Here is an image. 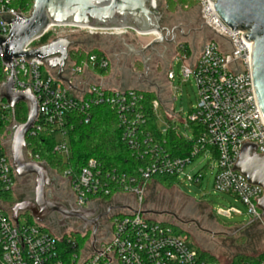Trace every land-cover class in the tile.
Listing matches in <instances>:
<instances>
[{"label":"built area","instance_id":"obj_1","mask_svg":"<svg viewBox=\"0 0 264 264\" xmlns=\"http://www.w3.org/2000/svg\"><path fill=\"white\" fill-rule=\"evenodd\" d=\"M33 1V0H32ZM16 0H0V35L7 36L10 28L3 19L29 16L28 12L16 8ZM204 24L220 38L204 44L200 54L191 61L186 54L174 60L182 62V75L193 79L197 88L196 108L182 121L179 115L170 114L169 121H182L191 127L193 137L182 134L169 125V130L180 138L186 149L174 155L166 139L158 142L147 129L144 93L133 88L110 86L100 72H108L110 61L103 55L88 53L83 62L67 63L64 77H57V69H51L45 60L13 59L12 63L2 61L0 49V87L13 78V92L31 90L38 102V119L26 138L33 139L39 133H48L56 140L54 152L68 163L72 157L69 130L73 125L69 117L80 113L85 124L91 119V110L98 107L111 109L122 131V140L133 154L142 161L138 176L121 177L115 171L105 170L95 159H90L74 180L71 170L63 175L52 173V177L63 178L74 197V209H86L107 203L118 196H131L137 205L121 204V208L110 216L108 234L86 239L88 232H79L86 241L77 252V242L66 235L49 231L46 222L38 223L25 212L13 217L8 199L16 186V172L10 155V141L5 136L15 122V108L6 100H0V120L6 122L5 136L0 135V264H211L188 244L187 239L161 221L151 219L142 208L144 193L156 176L174 177L176 181L184 176L190 183L200 182L201 172L185 174L187 168L198 158L205 157L215 162L214 189L244 205L246 215L264 226V218L258 209L262 198V187L251 184L245 176L235 170L239 156L246 144L256 145V152L264 156V120L261 115L251 74V43L244 38L243 31L233 32L214 10V0H199ZM33 6V5H32ZM156 8V0H152ZM3 17V19L1 18ZM74 26H51L44 35L30 43L25 51L42 47L41 39L52 31L58 38H66V28ZM87 29L91 34H123L126 30ZM59 30V31H57ZM167 80L174 81L175 74L169 69ZM76 86V89L70 87ZM158 102L152 103L157 118ZM166 117V116H165ZM5 133V132H4ZM165 134V135H164ZM10 138V135H8ZM8 141V142H7ZM28 153V145L26 146ZM179 151V150H178ZM31 154V153H30ZM30 161L41 163L38 156ZM110 199V200H111ZM109 201V200H108ZM234 208H222L219 215L227 217ZM66 238L67 246L63 241ZM72 249V253L69 252Z\"/></svg>","mask_w":264,"mask_h":264},{"label":"rangeland","instance_id":"obj_2","mask_svg":"<svg viewBox=\"0 0 264 264\" xmlns=\"http://www.w3.org/2000/svg\"><path fill=\"white\" fill-rule=\"evenodd\" d=\"M156 8L163 14L165 26L169 28L179 26L183 29L184 35L177 33L175 43H162L146 54L148 72L145 71L142 58L129 54L127 46L131 45L136 51L141 50L152 42L156 35L139 34L133 30H126L123 34L111 32L91 34L87 29L80 27L66 28L61 32L66 31L65 37L75 42L69 48L67 63L83 62V57L86 58L88 53L105 56L110 61V68L103 76L105 82L110 86L139 89L148 95H156L158 99L153 102L159 104L158 129L166 131L169 125H172V128L178 129L182 134L193 137L191 127L182 121H186L197 106V88L192 78L185 80L182 75V62L174 59L186 54L187 60L192 61L200 54L205 43L210 40L220 42V38L204 24L199 0H156ZM50 31L45 39L47 44L56 39V35L52 33L54 28ZM169 69L175 74V80L170 82L167 80ZM170 111L179 115L182 121H169L167 116ZM8 133L5 131L3 136ZM8 135L5 139L10 141ZM201 171L204 177L200 182L190 183L182 176L178 181H173V187L158 178H153L144 193L142 208L149 212L148 216L151 219L176 225L180 234L176 232L175 234L187 239L188 244L200 254L205 252L214 257L215 261L211 264H228L237 255L263 254L264 226L250 220L243 204L215 191L214 161L200 157L187 168L185 174L195 175ZM57 178L59 185L69 186L63 178ZM34 181V176L17 178L8 205L33 200ZM68 192V189L62 190L61 196L65 198L64 200L69 198ZM137 201L134 197L123 195L107 201V205H137L135 203ZM230 207L235 211L230 217L218 214L220 209ZM25 213L23 222L25 218L30 219V213ZM58 217L53 214L47 220L46 226L49 231L59 236L66 235V232L71 235L80 234L81 230L72 226L75 219H72V224L68 222L70 220L67 221V224L70 223L69 226L59 227L55 222ZM90 234H87L86 239L90 238Z\"/></svg>","mask_w":264,"mask_h":264},{"label":"water","instance_id":"obj_3","mask_svg":"<svg viewBox=\"0 0 264 264\" xmlns=\"http://www.w3.org/2000/svg\"><path fill=\"white\" fill-rule=\"evenodd\" d=\"M213 7L225 25L233 32L243 31L245 40L251 43L250 68L253 86L264 120V0H214ZM163 19V14L152 6V0H33L29 16L18 15L13 19H3L10 31L7 36L0 35L2 61L8 64L19 58L45 60L51 69H57L58 79L68 82L63 75L69 58V48L75 42L58 38L31 51H25V48L41 38L51 26L133 30L139 34L157 33V37L141 50L136 51L131 45L124 44L129 48V54L142 58L145 71L148 72L146 54L162 43H175L177 33L184 35L181 27L169 28L164 25ZM13 67L12 63V69ZM13 88L14 81L11 77L0 87V100H6L12 108L24 104L27 108V121L15 124L10 129L11 160L18 178L35 177L33 200L14 205L11 209L14 219L17 221L21 212H29L38 223H44L49 216L58 214L59 227H67V221L72 219L83 223L81 232H85L88 225H94L95 239V221L103 215L92 219L95 214L93 210L72 209L47 198L46 189L56 187L57 179L51 176L45 162L30 161L32 156L26 151V135L38 119V102L31 90L15 93ZM72 88L76 89V86ZM235 170L251 184L264 190V156L257 154L256 145L246 144L243 147ZM257 207L264 218V194Z\"/></svg>","mask_w":264,"mask_h":264},{"label":"trees","instance_id":"obj_4","mask_svg":"<svg viewBox=\"0 0 264 264\" xmlns=\"http://www.w3.org/2000/svg\"><path fill=\"white\" fill-rule=\"evenodd\" d=\"M16 8L21 11L28 12L31 10L32 0H16ZM46 36H44L40 45L47 44ZM84 59V57H83ZM82 61H78L80 64ZM103 76L106 72H100ZM158 99L156 95H148L144 93L145 113L148 119L147 129L153 134L158 142L166 139L169 149L174 155L181 154L180 149H186L184 142L178 138L172 130L163 136L157 126V119L152 110V102ZM69 122L73 125L69 130V142L72 157L68 163H64L62 158L54 152L56 140L48 133H39L37 137L26 138L28 150L33 156L45 162L52 173L63 175L66 170H71V180L80 174L83 167L90 159L97 160L105 170L115 171L121 177L138 176L139 169L143 163L128 148L122 140V131L118 127L115 113L107 107H98L91 110V119L88 124L84 123L83 116L80 113H73L69 117ZM27 121V108L24 104H18L15 110V122L23 124ZM6 129V122L0 120V135H3ZM179 150V151H178ZM170 187H173L174 177L156 176ZM112 196L106 197L110 200ZM170 227L174 232L180 234L179 228L168 222H162ZM77 242V252L83 248L86 241L80 234L71 235ZM67 246L66 238L63 241ZM69 248V252L72 253ZM202 257L209 262L215 261L214 257L208 253H201ZM228 264H264V252L260 256L237 255Z\"/></svg>","mask_w":264,"mask_h":264},{"label":"flooded vegetation","instance_id":"obj_5","mask_svg":"<svg viewBox=\"0 0 264 264\" xmlns=\"http://www.w3.org/2000/svg\"><path fill=\"white\" fill-rule=\"evenodd\" d=\"M56 179H57V186L56 187L52 186V187L46 189L47 198L52 202L61 203V204H64L66 207L74 209V197L72 195L71 189H69L70 187L67 185H65V187L62 185H59L58 178H56ZM63 188L66 190L68 189V191H69L68 195H67L69 198H67V200H64L65 198L63 199L61 196L62 190H64ZM29 201H31V200H29ZM18 203H20V202H18ZM18 203H16V204H18ZM16 204H14V205H16ZM104 204L105 205L100 204V205L91 206L89 208H86L89 210H93V212L95 213L92 219L97 218L99 215H103L101 218H99L97 221H95V223L97 224L96 236L100 235V234H108L109 233V231H110V216L114 212L118 211L122 206L121 204L120 205L119 204L107 205V203H104ZM105 213H107V214H105ZM55 215L59 216L58 214H55ZM52 216L53 215L49 216L48 219H50ZM59 217L55 221L56 224H58V221L60 220ZM71 221H73V220H70L68 222L71 223ZM73 222H74V224L72 226L78 227L81 230V228L83 227V223L79 222L78 220H75ZM70 223H68V226L70 225ZM85 230H86V232L91 233L93 235L94 225H88L85 228Z\"/></svg>","mask_w":264,"mask_h":264},{"label":"bare ground","instance_id":"obj_6","mask_svg":"<svg viewBox=\"0 0 264 264\" xmlns=\"http://www.w3.org/2000/svg\"><path fill=\"white\" fill-rule=\"evenodd\" d=\"M149 34H155V35H156V37H157V33H148V34H145V35H149Z\"/></svg>","mask_w":264,"mask_h":264}]
</instances>
